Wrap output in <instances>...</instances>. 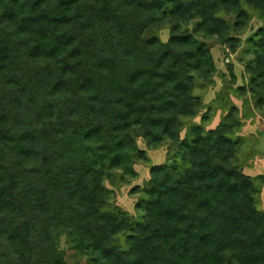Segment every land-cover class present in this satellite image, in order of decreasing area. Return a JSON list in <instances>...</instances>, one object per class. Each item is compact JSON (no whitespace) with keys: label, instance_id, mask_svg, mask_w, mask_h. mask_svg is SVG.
Masks as SVG:
<instances>
[{"label":"trees","instance_id":"1","mask_svg":"<svg viewBox=\"0 0 264 264\" xmlns=\"http://www.w3.org/2000/svg\"><path fill=\"white\" fill-rule=\"evenodd\" d=\"M251 9L264 19V0H0V264H68L63 238L86 264H264V174L244 172L236 105L208 128L217 68L195 36L236 51ZM248 41L236 91L262 107L264 24ZM137 136L174 152L132 219L107 181L150 161Z\"/></svg>","mask_w":264,"mask_h":264},{"label":"rangeland","instance_id":"2","mask_svg":"<svg viewBox=\"0 0 264 264\" xmlns=\"http://www.w3.org/2000/svg\"><path fill=\"white\" fill-rule=\"evenodd\" d=\"M250 12L253 14L252 21L249 22L245 29L234 33L242 42L236 51H233L229 44H225L217 36L205 37L202 34H195V36L210 45L213 60L217 68V72L214 75V82L211 85H207V89L203 93L205 104L216 102L221 106L213 113L212 119L207 124L208 128L216 127L221 121L222 116L228 113L229 109H224L222 105L225 104L228 108L231 105H236L239 108V116L242 118L244 125L240 133L245 139L244 147L239 156L240 162L244 172L255 177L259 174H264V105L262 107L259 106L257 103L258 98L251 92L241 95L238 90L236 91L240 86H247L249 84L250 73L245 69V63L252 58L251 54L246 53V50L250 46L248 40L264 24V19L261 14L256 11L254 12L252 9ZM226 19L234 23L236 16L227 15ZM193 26V24L189 26L191 31L193 30ZM156 35L163 41H167L170 36L169 27L160 26L155 29H149L145 32L144 39ZM229 64L232 65V69L237 77L235 82H233L232 70L229 68ZM206 109V105L202 106L198 110V114L191 118V120L200 121L202 113ZM137 141L139 146L147 152L150 161L142 160L135 164L138 175L137 177L131 178L128 183L115 181L113 183L107 181L108 187L114 190L113 203L127 210L132 219L136 218L139 213V210L136 209L139 193L133 192L132 190L137 186L143 187L147 183L150 177L151 165L164 163L174 152V148L170 146V143H165L158 147H150L140 136H137ZM259 206L264 209V183H262ZM123 238L124 236L122 235L119 237V240ZM61 246L66 252V261L68 264H86L85 258H77L75 256V250L65 238L62 239Z\"/></svg>","mask_w":264,"mask_h":264}]
</instances>
